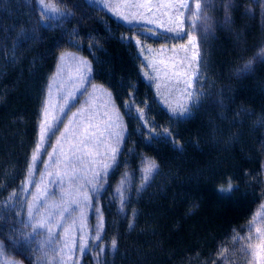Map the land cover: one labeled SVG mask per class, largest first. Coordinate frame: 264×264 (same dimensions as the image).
I'll use <instances>...</instances> for the list:
<instances>
[{"label":"trees","instance_id":"16d2710c","mask_svg":"<svg viewBox=\"0 0 264 264\" xmlns=\"http://www.w3.org/2000/svg\"><path fill=\"white\" fill-rule=\"evenodd\" d=\"M212 2L219 18L201 39L199 78L195 74L192 88L197 102L184 119L173 116L145 76L146 51L169 52L177 44L174 33L124 21L95 0H61L59 6L73 15L45 23L39 22L34 0L21 12L0 6V205L25 178L48 76L59 55L70 51L90 63L91 81L111 93L126 126L119 167L99 195L104 233L110 245L117 241L102 264H245L247 257L239 252L243 241L233 238L248 235L249 222L264 205V5L233 0L226 28L221 22L226 0ZM19 72L23 79L33 75L35 100L21 83L14 84ZM137 107L144 109L147 126L135 115ZM6 136L12 137L4 150ZM143 157L158 167L144 188H132L121 214L110 188L123 170H138ZM229 182L236 190L222 195ZM19 221L0 207V239L12 258L36 264V247L23 245ZM9 235L23 245L22 255Z\"/></svg>","mask_w":264,"mask_h":264},{"label":"rangeland","instance_id":"374dc122","mask_svg":"<svg viewBox=\"0 0 264 264\" xmlns=\"http://www.w3.org/2000/svg\"><path fill=\"white\" fill-rule=\"evenodd\" d=\"M95 1L104 5H110L108 8L116 12L118 17L124 21L147 23L164 31H168L169 28L178 30L181 21L184 22L187 31L191 24V21L185 19L188 15L187 11L176 7L180 3V0ZM45 2L48 1L45 0ZM140 5L143 7H139ZM167 5H172V7H162ZM194 5L195 0H193V10H195ZM0 6L21 12L20 9L22 7L28 6V0H0ZM181 11L185 12L184 17L180 16ZM208 14L211 17L207 24L209 31L219 18V7L214 6V8H210ZM223 16L221 22L225 20V12ZM148 21H152V23ZM225 25L226 28L229 27V25ZM207 32H204L202 36L201 33L192 32L193 35L197 36V49H193L192 45L189 44L187 35L182 34L181 37H177L175 31H173L172 33L177 37V44L172 50L167 53H160L148 49L145 53V68L147 73L152 77L151 81L154 83L156 94L165 105L178 112L181 111V106L191 103L187 92H192L196 68L198 66L199 56H195V53L199 52L201 39ZM233 42L232 40L231 44ZM62 54H64L63 59L61 58ZM185 57L187 59H184ZM81 61H86V64L81 63ZM174 63L177 64L176 67H173ZM32 65V62H29L28 66L32 67ZM89 69H91L90 63L77 53L67 51L59 55L54 70L48 76L44 88L38 116L36 143L39 140L42 119L46 123L55 126V133L50 138H46L41 144L37 167L31 173H29L28 168L33 151L30 154L25 177L30 174L35 183L28 184L26 186L27 191L22 190L21 184L18 190L15 191L18 193L19 198L16 200L14 206L11 209L7 206L3 207L6 211L20 219L19 222L24 228L23 231L25 234H28L33 230L31 227L26 226L29 218L27 215V203L25 201L31 202L38 191L46 192L47 202L57 206L45 210V215L47 211H51L54 214L55 220H59L63 227L57 226L54 229L51 237V246H45L43 249L44 252H47V258L43 260V264H97V253L99 251L97 244L106 247L108 250L111 248L110 239L106 237L104 230L102 239L96 243H92V238L96 234V226L100 219L96 209L99 208L102 213L99 199L96 197L108 187H106V183L100 193H95L91 190L90 181H93L94 172L102 171L105 163H111V149L113 147H117L120 152L126 136V126L112 96H108L110 92L103 86L91 81V70L89 71ZM27 70L31 72L30 68ZM20 72L14 78V84L20 85L21 83V87L24 86V89H27L26 94H29L32 100H35L34 97L37 93H34L35 84L32 85L34 82L33 75H29L23 79ZM177 72L180 73L179 77L175 75ZM82 76L84 77L83 80H81ZM189 82L192 85L191 88L187 87ZM81 83H83V87H80ZM13 90L14 88L11 91L13 92ZM15 91L17 92V90ZM46 100L47 110L42 116V107ZM117 114L119 115V120L116 119ZM110 123L112 124L111 127H109ZM11 137L6 136V139L2 138L1 148L7 150L8 146H10L8 138ZM228 144L229 142L226 143V145ZM257 150L261 151V148L259 147ZM145 160L151 159L143 157L137 166L138 170L134 168L123 170L118 180L110 188L111 195L114 197L116 188L120 185L124 174H128L127 183L125 184L126 202L123 210H121L119 199H116L117 211L121 212V214H125L127 211L132 188L134 186V189L137 190L144 188L151 181L156 171L153 172L145 183L142 171ZM262 166L264 174V161ZM70 177H76V179L73 180ZM85 193L89 196L88 201L84 200ZM9 196L5 202L8 201ZM72 200H76L78 203H71ZM64 208H67L68 211L64 213L61 219L59 213ZM17 212L21 213V215L17 216ZM55 220H53V223H55ZM66 229H71V231L66 233ZM81 236L88 238L92 250L85 253L79 251L78 245L81 242ZM47 238L46 229L42 236L37 235L35 237L33 245H35L36 250L39 242ZM40 255L41 252L37 251V258ZM105 255L100 257L102 262ZM6 259L15 261L16 264H21L7 252ZM245 264H264V252L256 250L254 256L247 257Z\"/></svg>","mask_w":264,"mask_h":264},{"label":"snow or ice","instance_id":"6c2138e0","mask_svg":"<svg viewBox=\"0 0 264 264\" xmlns=\"http://www.w3.org/2000/svg\"><path fill=\"white\" fill-rule=\"evenodd\" d=\"M261 4L264 5V0H260ZM34 3L38 5L37 10L40 12V23H45L50 21L53 18H59L67 15H73L71 12H67L66 10L59 5L61 4V0H48V2H45V0H34ZM193 0H180V3L178 4V9L186 10L188 15L185 17V19L191 21V24L189 25L188 30L186 31L184 22L181 21L179 25L178 30H174L172 28H169V32L175 31V35L177 37H181L182 34L188 36V42L190 45H192L193 49L198 48V42H197V36L193 35L192 32H198L201 33V36L204 32L208 31L207 24L210 21L211 17L208 14V10L210 8H214V5L212 3V0H195V10H193ZM106 7H110V5H105ZM139 7H143L140 5ZM162 7H172V5L162 6ZM224 10H225V24H230L231 21V11L233 10V0H226L224 4ZM247 14H251L250 12ZM180 16L184 17L185 12L181 11ZM125 19H127L125 17ZM149 23H152V21H148ZM146 31H151V29H146ZM137 44H140V41H137ZM183 47V46H182ZM141 51L143 49L141 48ZM264 51V50H262ZM63 55L61 58L63 59ZM195 56H199V52L197 51L195 53ZM184 59H187L185 57ZM264 62V61H262ZM81 63L86 64V61H81ZM252 61H248V63L245 65V70H249L251 68ZM177 64L174 63L173 67H176ZM91 69H89L90 71ZM177 77L180 76V73H175ZM145 76L151 80L152 77L145 73ZM196 78H199L198 73L196 74ZM84 77H81V80H83ZM80 87H83V83H81ZM188 88H191L192 85L189 82L187 85ZM108 96L111 97V93H108ZM187 96L189 100L191 101V104H186L181 106L180 113H177L175 109H173V116L177 119H184L187 118L191 114V106L194 105L197 102V98L193 96L192 92H187ZM125 108L131 109V104L129 102H125L124 105ZM47 110V100L45 101L44 106L42 107V116L44 113H46ZM135 115H137L138 119L143 121L145 123V126H147V116L143 108L137 107L135 110ZM116 119L119 120V115L117 114ZM112 124H109V127H111ZM119 126V125H117ZM149 131H152L151 128L148 129ZM167 131V130H165ZM55 133V126L52 124L46 123L43 119L41 120V131L39 135V140L36 143L35 149L33 150V154L31 157V162L29 164L28 171L31 173L36 167H37V161L39 160L40 156V149L41 144L45 141L46 138H50L51 135ZM169 135L171 133H168ZM118 135V134H117ZM119 153V149L117 147H113L111 149V163H105L103 165L102 171L94 172L93 174V181H90L91 183V190L95 193H100L101 190L104 188L105 184L107 183L108 179L110 178V173L115 168L119 167V162L117 160V156ZM158 165L154 160H145L144 167L142 169L144 173V181L145 183L149 179V177L153 174V172L157 169ZM127 176L128 174L125 173L124 177L122 178L120 185L116 188V193L113 197V199H119V203L121 206V210H123V206L126 202V189L125 184L127 183ZM70 179L75 180L76 177H70ZM35 181L33 177L29 174L25 177V180L22 181V190L27 191V185L28 184H34ZM143 186V185H142ZM236 189L232 188L231 183L229 182V187L227 189L221 188L220 192L221 194H225L227 192L229 195L232 191ZM19 198L18 193L13 191L8 201L5 202L4 205H0V207L7 206L9 209H11L12 206H14L16 200ZM97 199L100 197L97 196ZM84 200L88 201L89 196L87 193L84 194ZM27 215L29 218V222L26 225L27 227L32 228V232L28 234L21 233V238L23 241V245H31V243L35 240V237L37 235H43L44 230L46 229L48 238L45 240H41L39 244L37 245V251L41 252V255L37 258L36 264H43V260L47 258V252H44L43 249L45 246L50 247L51 246V237L53 235L54 229L57 226L63 227V225L60 223L59 220H55L54 214L51 211H47V214L45 215V210L52 209L57 207L55 204H49L46 199V192H39L36 196L33 197L31 202H27ZM71 203H78L76 200H72ZM95 207V205H93ZM261 210L258 212L253 219L249 222V228H248V235L242 236L239 233L233 238L234 243H238L240 241H243L241 248L239 250L240 254L244 255L245 257H251L255 255L256 250H259L261 252H264V205H261ZM68 209L64 208L60 213L61 219L63 218V215L65 212H67ZM97 214L100 216L99 222L96 226V234L92 238V243H96L97 241H100L102 239V233L104 230V220H103V214L100 212L99 208L96 209ZM17 216L21 215V213L17 212ZM39 217V219H37ZM53 220H55V223H53ZM23 223V221H21ZM260 224L261 226L255 227V235H253L252 229L257 224ZM129 227H132V224H129ZM66 233L68 231H71V229H66ZM256 240L258 243L254 246L252 241ZM80 243L78 245V249L81 253H85L87 251L92 250L91 244L88 241L87 237L81 236ZM8 242L11 243V246H13V249L17 251L18 254H23L21 251V247L23 245L20 244L13 236L9 235ZM5 244L6 241L3 239H0V264H16L15 261H11L6 259V252H5ZM67 245V241H66ZM97 247L99 248V251L97 253V264H102V261L100 260V257L104 256L108 249L106 247L100 246L97 244ZM117 248V241L115 238L111 241V250H116ZM227 250H224L221 252V258L226 255ZM27 259V257H25Z\"/></svg>","mask_w":264,"mask_h":264}]
</instances>
